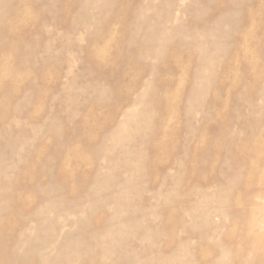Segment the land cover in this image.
I'll use <instances>...</instances> for the list:
<instances>
[{"label": "rangeland", "instance_id": "rangeland-1", "mask_svg": "<svg viewBox=\"0 0 264 264\" xmlns=\"http://www.w3.org/2000/svg\"><path fill=\"white\" fill-rule=\"evenodd\" d=\"M262 26L264 0H0V264H264Z\"/></svg>", "mask_w": 264, "mask_h": 264}, {"label": "bare ground", "instance_id": "bare-ground-1", "mask_svg": "<svg viewBox=\"0 0 264 264\" xmlns=\"http://www.w3.org/2000/svg\"><path fill=\"white\" fill-rule=\"evenodd\" d=\"M243 13L246 15V16H248V15H251L252 14V12H254L251 8H248V9H244L243 8ZM260 30H261V32H263L264 33V26H262V27H260ZM212 32V31H211ZM261 44H259V47H261L262 46V48L264 47V40H262L261 42H260ZM219 47V46H218ZM205 51V50H204ZM238 51H241V47H239L238 48ZM206 54V53H205ZM263 55H264V53H263ZM221 77H223L222 78V80H224V77H225V75H224V73H222V76ZM226 78V77H225ZM194 83V82H193ZM245 87V86H244ZM223 90H224V85L220 82V83H218L217 85H216V89L213 91V93H212V95L215 97V98H218L219 97V94L220 93H222L223 92ZM257 93H259V89L257 88V89H253L252 90V95L254 96V95H256ZM219 105V104H218ZM225 105V103H223V102H221L220 103V106L221 107H223ZM223 127L225 128V132L223 131V132H221V133H219V131H217V130H212V129H210L209 131L208 130H205V129H197V130H194V131H191L190 132V134L192 135V136H195L196 137V144H195V147H194V151H201L200 150V146H199V142L200 141H202L203 140V136H205V135H208V137H210V138H214V137H220L222 140H225V141H227V142H229V141H231V139H230V137H229V135H228V131H227V129L229 128V124H227V122H226V119H224L223 118ZM206 132V133H205ZM259 134V133H258ZM259 136H260V134H259ZM228 139H229V141H228ZM179 148H181L182 149V147H181V142H179V147H178V149ZM183 150V149H182ZM160 151V150H159ZM242 151V149H240V148H238V147H236L235 148V152L236 153H238V152H241ZM159 154L157 153V155L156 156H158ZM77 158V160L78 161H80L81 162V160H83V158H80V156H77L76 157ZM79 162V163H80ZM154 168H155V166H153ZM157 167V166H156ZM163 168V167H162ZM162 168H159L158 169V171H160ZM209 169L210 170H212L213 169V166L211 165L210 167H209ZM59 172H63V170L62 169H59L58 170ZM248 184V183H247ZM257 190H259V188H257ZM257 192H259V191H257ZM10 197H12V196H10ZM245 198H246V200L247 201H249L250 203L249 204H251V203H253V201H254V199L256 198V196H255V193L254 192H252V190L251 189H247L246 190V193H245ZM21 200V196L18 194V195H16V197H15V201L17 202V201H20ZM258 212V210L256 211V212H254L253 213V215L255 216L256 214V216H258L260 219H262V220H264V209H262V210H259V212ZM256 213V214H255ZM11 234V232H10V230L9 229H7V227H3L1 230H0V238H1V236H3V235H10ZM172 236H173V234H171V236H170V238L172 239ZM242 238L243 239H245L246 241L248 240V242H250V244H251V246H256V247H258V249L260 250V248L262 249V251H261V254H264V233H261L258 229H255V228H253V226H252V228H251V226L249 227V229H246V231H245V233H243L242 234ZM93 247L96 249L97 248V244H95V243H93V246H92V249H93ZM167 247H169V245L167 246ZM0 256H4V258H7V252H5L4 250H3V248H1L0 247ZM8 257L10 258V255H8ZM92 262L93 261H91V263H89V264H92ZM115 263V262H114ZM94 264V263H93Z\"/></svg>", "mask_w": 264, "mask_h": 264}]
</instances>
